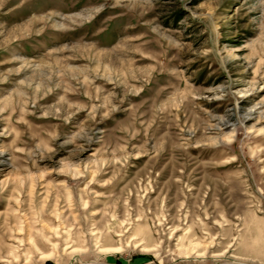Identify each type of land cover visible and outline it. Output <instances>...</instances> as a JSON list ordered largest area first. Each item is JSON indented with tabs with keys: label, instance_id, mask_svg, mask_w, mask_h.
Here are the masks:
<instances>
[{
	"label": "rangeland",
	"instance_id": "374dc122",
	"mask_svg": "<svg viewBox=\"0 0 264 264\" xmlns=\"http://www.w3.org/2000/svg\"><path fill=\"white\" fill-rule=\"evenodd\" d=\"M124 263L264 264V0H0V264Z\"/></svg>",
	"mask_w": 264,
	"mask_h": 264
},
{
	"label": "bare ground",
	"instance_id": "6f19581e",
	"mask_svg": "<svg viewBox=\"0 0 264 264\" xmlns=\"http://www.w3.org/2000/svg\"><path fill=\"white\" fill-rule=\"evenodd\" d=\"M119 250H120V247L119 248H115L113 251L115 252V251H119Z\"/></svg>",
	"mask_w": 264,
	"mask_h": 264
},
{
	"label": "crops",
	"instance_id": "0c3cea01",
	"mask_svg": "<svg viewBox=\"0 0 264 264\" xmlns=\"http://www.w3.org/2000/svg\"><path fill=\"white\" fill-rule=\"evenodd\" d=\"M125 264V263H124ZM128 264H130V263H128Z\"/></svg>",
	"mask_w": 264,
	"mask_h": 264
}]
</instances>
